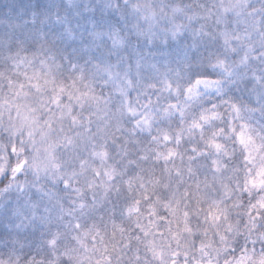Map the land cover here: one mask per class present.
Instances as JSON below:
<instances>
[{"label": "clouds", "instance_id": "1", "mask_svg": "<svg viewBox=\"0 0 264 264\" xmlns=\"http://www.w3.org/2000/svg\"><path fill=\"white\" fill-rule=\"evenodd\" d=\"M0 264H264V0H0Z\"/></svg>", "mask_w": 264, "mask_h": 264}]
</instances>
